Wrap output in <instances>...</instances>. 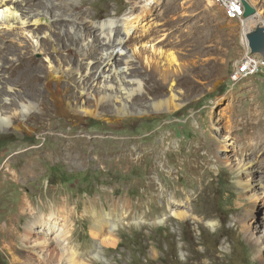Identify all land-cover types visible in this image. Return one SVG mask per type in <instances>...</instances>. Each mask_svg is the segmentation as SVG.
<instances>
[{"label":"rangeland","instance_id":"1","mask_svg":"<svg viewBox=\"0 0 264 264\" xmlns=\"http://www.w3.org/2000/svg\"><path fill=\"white\" fill-rule=\"evenodd\" d=\"M142 1L75 3L94 23L139 17L129 45L135 47L145 97L135 95L125 117L115 114V101L102 105L99 118L83 113L95 108L85 89L94 86L98 74H85L75 65L82 52L86 60L95 56L91 38L83 45L79 38L57 37L56 53L49 42L22 32L18 23L0 25L1 33H17L23 46L20 61L5 66L11 86L31 92L37 104L0 131V167L10 159L11 172H20L28 158L14 154L35 150L38 156L34 177L5 185L0 178V264H56L25 238L27 218L12 215L3 229L25 193L37 201L46 189L50 200L69 197L77 212L67 227L61 216L48 220L42 215L32 221L34 229L43 232V219L54 225L59 230L54 242L82 253L74 256L76 264H264V69L232 81L236 62L247 51L241 23L211 0H151L141 7ZM254 2L264 16V0ZM33 43L44 51L33 52ZM158 51L172 54L177 65L169 66ZM58 61L61 71L55 76ZM170 96L177 110L143 108ZM65 138L78 142L73 152L85 153L83 163L68 158L59 142ZM96 139L106 140L103 147L95 145ZM53 151L55 157L46 156ZM120 154L128 156L129 164L109 165ZM88 200L92 206L86 207ZM92 208L96 221L102 210L111 214L96 236L92 218L84 215ZM98 241L103 244L95 258ZM69 257L60 264H71Z\"/></svg>","mask_w":264,"mask_h":264},{"label":"bare ground","instance_id":"2","mask_svg":"<svg viewBox=\"0 0 264 264\" xmlns=\"http://www.w3.org/2000/svg\"><path fill=\"white\" fill-rule=\"evenodd\" d=\"M76 1L77 0H0V14L3 16V21L0 23V25H5L8 28H11L13 24L18 23L23 26L24 30L22 32H32V34L38 40L40 39L42 41L44 40L49 42L51 51L56 53L58 50L55 43L57 37H72L74 40L79 38L82 40L83 45L86 44V39L91 38L94 43H96L94 46L95 56L93 59L86 60L85 55L82 52L80 62L78 65H75L78 69L82 67L85 70V74H91L94 76L95 74H98L97 78L94 79V86L92 84H87V89H85L88 91L89 95L91 93V97L94 98L95 108L88 112L83 111V113H87V115L99 118L101 108L103 107L102 105L105 103L108 104L111 101H115V103L118 104V107L114 108L115 114L121 117L128 116L130 115L129 113H131V105L134 100V96L141 95V98L145 97V83L143 81L142 75L138 73L136 67L137 56L134 49L135 47H131L129 45L130 41L132 40V36H129V33L134 28V25H137L136 22H139V17L135 16L132 20H124L123 18L115 19L114 17H109L102 22L94 23L90 20L88 12H81V10L75 6ZM149 1L152 2L151 0H144L139 4L141 7H144L150 3ZM211 1L224 10L227 18L240 21L239 12H232V14H230V7L228 4L221 3L218 0ZM248 1L252 6L255 7L256 4L254 0ZM29 23L32 24L29 25ZM38 23H41L44 26L41 25V27L35 28V25ZM258 24H262L264 26V16L258 9H256V13L253 16L245 19L241 24L242 43H245V33ZM36 31L39 32L38 35L35 33ZM39 34L42 36H39ZM126 36H129L127 40ZM31 46L33 52L43 50L41 46L34 45V43L31 44ZM243 47H245L247 50L246 52H248L247 44H243ZM22 51L23 46H21V42L18 40L17 33L5 31L0 34V131L13 126L20 117L25 116L26 113L37 107L36 102L32 101L31 92H29L30 94H27L28 92L26 93L21 89H17L15 86H11L12 78L7 75L5 71L6 65L11 64L13 61H20L23 56ZM159 53L166 57V61L168 62L169 66L173 64L177 65V62L172 54H167L163 51ZM145 61L146 63H149L147 57L145 58ZM48 66H50V63ZM71 69V65L69 64L68 70ZM59 71H61V63L58 61L52 75L56 76V73ZM258 72L259 71L242 72L241 76L235 78V82L239 81L240 79H244L247 76L256 75ZM29 82L31 83L32 79H30ZM82 90H84V88ZM24 93H26V95ZM13 97H18L21 102L14 103L11 100ZM144 104L145 105L143 108H145L146 111L150 110L155 113H157L163 107L172 106V108L175 110L179 108V105L174 103L173 96H170L165 101H149ZM12 105L15 106L14 109L11 108ZM261 123L262 122H260V124ZM89 140L86 142L81 141L80 143L87 144ZM59 142L63 143V147L68 158H71L72 161H75L76 158H78L81 160L79 162L83 163L82 161L85 159V153L83 154L82 152V154H78L77 157L75 156V152H73L74 149H76L79 145L77 141L70 138H65L60 139ZM105 142L106 140L104 139H96L95 145L98 147H103ZM36 154L37 153H35V150H25L14 154V157L24 155L28 158L25 159L26 163L23 165V168L20 172H11V166L13 163H11L10 159L6 160V162H4L0 167L1 183L5 185L7 181H15L19 177H34L38 170L37 166L35 167L38 162L34 160L38 158V156H35ZM56 155V151L46 154L47 157H55ZM241 159L249 160L247 156H241ZM97 160L101 161V157H97ZM109 163V165L114 164L115 167H122L129 164L128 156L120 154L117 159L114 158ZM105 164L108 165V163ZM3 187V185L2 187L0 186V191ZM48 192V189L42 193L40 192L38 194L37 201L33 200V198H31L28 193H25L20 198L17 207L14 208L16 212L11 215L9 214V217L6 218L4 224L6 229H3H8V224L10 221H12V215L16 214L18 218L25 217L28 220V224L24 227L25 238L32 239L34 242L33 246H37V248L40 250H45L47 253L46 257L48 258L49 262L54 261L56 264H60L67 254H70V257L68 258L70 263L76 264L74 256L81 255L82 253H78L76 251L77 249L71 246L69 237H67V240L70 246H68L66 249L62 246H58L55 243L56 235L59 234V230L57 231V228L54 225L43 222V219L40 223L41 225L43 224L45 226L43 227V232L38 231L40 229H34L33 222L41 220L40 216L42 215H47L48 220H54L61 216L63 218L65 227H67L68 223L74 219V216L77 212V205H75L73 208H70L72 203L69 197H57L55 199L53 198L54 200H50L49 196L47 195ZM49 202L57 204V207L55 208V205H49ZM88 204L92 206V201L88 200L84 203L86 207ZM84 215H90L93 220V224L95 226V230H93L94 233L92 232L93 236L102 233L104 223H110L111 214L104 213L103 210L100 213L101 219L98 221L95 220L96 215L93 208L90 209L89 212H84ZM113 223L111 224L113 227H115L116 225ZM67 232L68 231L66 229V236L68 234ZM102 244V242L98 241L94 246L95 249L93 252L95 254V258H98L99 253L101 254Z\"/></svg>","mask_w":264,"mask_h":264},{"label":"built area","instance_id":"3","mask_svg":"<svg viewBox=\"0 0 264 264\" xmlns=\"http://www.w3.org/2000/svg\"><path fill=\"white\" fill-rule=\"evenodd\" d=\"M218 1L229 5L230 14H232V12H239V20L241 24L245 19H247V18H243V13H244V7L242 4L243 0H218ZM261 26L263 25L261 24ZM244 41L245 43H241V44H247L245 35H244ZM263 69H264V58L259 54L251 53L248 48V52H244L242 57L236 62V69L231 79L232 81H235V78L241 76L242 72H250V71L262 72Z\"/></svg>","mask_w":264,"mask_h":264},{"label":"water","instance_id":"4","mask_svg":"<svg viewBox=\"0 0 264 264\" xmlns=\"http://www.w3.org/2000/svg\"><path fill=\"white\" fill-rule=\"evenodd\" d=\"M244 7L243 18H249L256 13L254 6L248 0L242 1ZM247 46L251 53L259 54L264 58V27L257 25L245 33Z\"/></svg>","mask_w":264,"mask_h":264}]
</instances>
